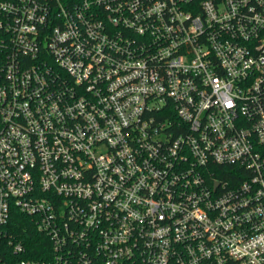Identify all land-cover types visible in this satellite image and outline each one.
<instances>
[{
  "label": "built area",
  "instance_id": "2783aa9c",
  "mask_svg": "<svg viewBox=\"0 0 264 264\" xmlns=\"http://www.w3.org/2000/svg\"><path fill=\"white\" fill-rule=\"evenodd\" d=\"M0 264H264V0H0Z\"/></svg>",
  "mask_w": 264,
  "mask_h": 264
},
{
  "label": "trees",
  "instance_id": "16d2710c",
  "mask_svg": "<svg viewBox=\"0 0 264 264\" xmlns=\"http://www.w3.org/2000/svg\"><path fill=\"white\" fill-rule=\"evenodd\" d=\"M13 227L18 240H22V242L27 245L29 250L33 252L41 249L42 245H45L48 242L47 238L37 232L36 228L33 226L29 218L21 214H16V216L14 217Z\"/></svg>",
  "mask_w": 264,
  "mask_h": 264
}]
</instances>
